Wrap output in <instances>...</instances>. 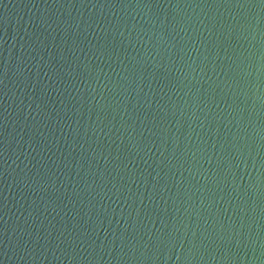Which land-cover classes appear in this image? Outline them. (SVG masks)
<instances>
[{
  "label": "water",
  "instance_id": "1",
  "mask_svg": "<svg viewBox=\"0 0 264 264\" xmlns=\"http://www.w3.org/2000/svg\"><path fill=\"white\" fill-rule=\"evenodd\" d=\"M0 264H264V0H0Z\"/></svg>",
  "mask_w": 264,
  "mask_h": 264
}]
</instances>
